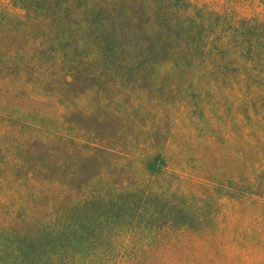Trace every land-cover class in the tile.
<instances>
[{
	"label": "trees",
	"instance_id": "16d2710c",
	"mask_svg": "<svg viewBox=\"0 0 264 264\" xmlns=\"http://www.w3.org/2000/svg\"><path fill=\"white\" fill-rule=\"evenodd\" d=\"M11 1L23 10L24 19L0 25V102L31 111L37 102L25 95L36 88L63 107L71 96L90 94L95 109L78 114L79 122H73L76 135L65 133V137L51 140L54 148L33 151V162L25 163L10 149L0 151V205L4 208L2 214L9 213L10 217L9 223H0V264H137L131 257L138 260L145 234L191 223H157L161 210L152 205L150 200L157 197H151L149 191L140 192L137 187L111 181L101 182L98 189L92 184L101 181L97 178L106 170L115 179L116 172H123L119 161L131 155L132 136L125 130L128 119L110 106L105 110L102 104H114L111 94H116L126 105L133 86L139 92L150 91L149 83L146 89L143 87L149 72L162 77L164 74L157 68L169 66L165 82L153 91L166 96L164 101L155 98L166 108V114H171L175 100L193 87L191 71H199L203 63L199 58L213 49L226 59L218 43L226 38L227 31H218L216 24L207 26L202 21L189 20L183 13V0ZM248 32L252 34L250 29L239 31L241 41L234 49L258 76L257 86L248 85L246 97L257 95L261 111L255 105L252 112L243 111L244 122L251 127L248 136L253 138L245 142L243 165L249 177L243 181L244 192L256 195L264 190V35L253 40ZM230 82L244 83L246 76ZM219 98L210 113L199 109L196 102L189 106L182 100L179 106L185 107L184 113L179 108L173 112L177 118L191 108L189 116L204 122L197 130L198 136L210 142L214 137L206 132L213 122L232 118L231 110L224 109L227 96ZM219 106L224 109L222 113ZM164 119L162 127L150 129L155 131L149 144L153 151L163 134L169 133L173 119L170 115ZM219 141L229 143L222 135ZM48 142L40 140L41 145ZM24 153L26 159L32 154L28 150ZM20 169L23 176L13 174ZM147 205L153 209L146 220L148 213L141 217ZM105 223L112 236L101 232ZM88 229L96 234L86 253L75 249L73 242ZM160 239L151 245L160 246Z\"/></svg>",
	"mask_w": 264,
	"mask_h": 264
},
{
	"label": "rangeland",
	"instance_id": "374dc122",
	"mask_svg": "<svg viewBox=\"0 0 264 264\" xmlns=\"http://www.w3.org/2000/svg\"><path fill=\"white\" fill-rule=\"evenodd\" d=\"M183 3V13L189 20L202 21L207 26L216 24L218 31H227L226 38L218 43L226 59L223 60L213 49L200 57L203 63L199 71H191L193 87L175 100L171 114H166V108L156 100L164 101L166 96L153 91L160 82H165V71L169 66L157 68L161 75L164 74L162 77L149 72L143 87L146 89L149 83L150 91L139 92L130 82L133 91L125 100L126 105L124 99L111 94L114 104L103 102L102 107L108 110L110 106L118 115L128 119L129 125L125 130L132 136L131 155L123 157L125 161H119L123 172H116L115 179L112 180L111 171L106 170L97 178L101 181L95 180L92 184L98 189L102 183L111 181L137 187L140 192L149 191L151 197H157L150 200L152 205L161 210L157 213V223H191L190 226L153 229L145 234L137 252L138 260L131 257L137 264H264V190H259L256 195L245 193L246 184L243 182L249 177L243 165L247 151L245 142L253 140L248 136L251 127L244 122L243 111L248 109L249 113L252 112L253 105L261 111L257 95L246 97L248 85H255L258 76L255 68L245 64L237 56L239 51L234 49L241 41L239 31L252 30V34L248 33L253 40L264 35V0H183ZM208 13L215 14L217 19ZM23 19L24 12L17 4L11 0H0V25ZM250 68L253 71H249ZM241 75L246 76V82H230ZM29 91L31 93L25 96L37 102L31 111L0 102V151L10 149L19 156L18 159L26 160L25 163L33 162L34 157L36 159L33 152L36 149L54 148L51 144L53 138L65 137V133L76 135L73 122H79L78 114L84 115L95 109L94 98L90 94L71 96L63 107L57 105L54 97H44L36 88ZM222 94L228 98L224 109L231 110L232 118L213 122L211 130L206 132L214 137L210 142L198 136L197 130L203 127L204 122L189 116L191 108L187 114L177 118L173 112L179 108L178 111L184 113L185 107L179 106L181 100L189 106L196 102L199 109L213 112ZM185 95L188 97L183 99ZM130 105L136 107L135 110L128 109ZM218 109L221 113L224 111L220 106ZM168 115L173 119L168 127L169 133L163 134L159 146L153 151L149 144L155 131L150 129L166 124L164 118ZM221 135L229 139L228 144L219 141ZM41 139L50 142L41 145ZM27 150L32 154L26 159L24 151ZM153 166L157 170H150ZM24 168L26 174V166ZM10 169L9 166L8 171ZM13 174L23 176L24 171L20 169ZM146 207L148 209L141 218L148 213L147 220L153 208ZM3 211L0 205V223L5 225L10 222V217L9 213L3 215ZM109 228L106 223L102 225L103 235H113ZM95 234L91 229L82 232V236L73 242L75 249L89 253ZM159 238L162 244L153 247L151 243ZM61 240L65 241L64 238Z\"/></svg>",
	"mask_w": 264,
	"mask_h": 264
}]
</instances>
